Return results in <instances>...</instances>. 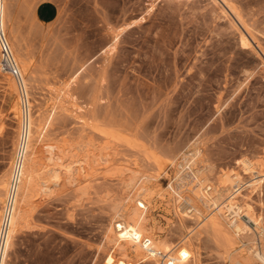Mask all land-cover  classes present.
<instances>
[{"label": "rangeland", "instance_id": "374dc122", "mask_svg": "<svg viewBox=\"0 0 264 264\" xmlns=\"http://www.w3.org/2000/svg\"><path fill=\"white\" fill-rule=\"evenodd\" d=\"M42 3L57 8L51 21L37 18ZM5 16L45 127L34 158L46 182L23 192L4 264H161L109 235L143 194L149 228L189 249L188 264H239L253 234L235 235L230 258L207 211L184 217L198 191H180L176 176L195 160L201 181L264 217V180L257 190L238 164H259L264 178V0H5ZM9 78L0 69V188L18 150ZM55 165H66L65 180L50 192Z\"/></svg>", "mask_w": 264, "mask_h": 264}, {"label": "bare ground", "instance_id": "6f19581e", "mask_svg": "<svg viewBox=\"0 0 264 264\" xmlns=\"http://www.w3.org/2000/svg\"><path fill=\"white\" fill-rule=\"evenodd\" d=\"M227 4L230 10L233 12V15H235V17L242 24H244L241 16L239 15L240 13L238 14L236 9L228 2ZM0 14H2L3 25L5 28L6 35H8L9 32L7 34L6 28L9 26L6 17L7 15L5 16V0H0ZM240 36H241L242 45L248 48L249 47L252 48L251 45L252 43H250L249 39L243 33H241ZM12 38L17 40L16 42H19L18 41L19 38L16 32H14ZM13 46H14V52L16 54L15 58L17 60L19 67L21 68L26 67L27 65L24 63V59L22 58L17 46L15 47L14 42H13ZM0 59H1V49H0ZM23 70L26 71L27 68H24ZM10 77L11 78H9L8 84L10 83L9 84L11 85L10 87L16 86L18 91V86L16 81L12 76ZM13 80L15 83L13 82ZM18 101H19V97H18ZM31 112H32V108H31ZM37 113L38 112L31 114L30 117L29 140L24 154V164L22 169L21 181L18 186V195L14 207V212L11 217L9 236L6 243V252L9 249L10 245L12 244L13 235L17 228V221L20 214V205H21V198L23 192L28 187L36 186V184H39L38 186H40L43 182L42 177H41L42 182H40L41 173L39 172V169L37 167L34 158V154H36L37 143L40 137L43 135L45 128L42 122V118L40 117L41 115L39 116L38 115L39 113L38 114ZM188 163L189 162L183 163L180 166L178 174L176 176V186L177 185H180V187L182 186V189H180V191H185L190 188L193 189L197 188L198 193H197V198H190L189 200L190 211L184 212L183 213L184 217L193 218L195 214H203L205 211H207V219H208L207 227L209 228V230L211 231L214 237L222 241V243L227 249V252H229L230 258L233 255L235 256L234 247L237 244V239H236L237 234H239L240 236L245 232L247 233V235L249 232L252 233L253 235L250 234V236L247 237H250L249 239H251L250 241L253 243L254 246L253 250L249 248L245 250L246 252L242 251L241 256L237 258V260L239 261L238 263L264 264V242L261 246V249H259L258 247H256L257 243L255 241L256 237L264 241L263 215L253 214L251 211L252 207L249 201L244 200L242 204H240L239 201L236 200V195L233 192L223 191L219 189L217 186H211L210 183L208 184L201 181L199 173L195 172L194 169L195 160L191 165H189L190 166L188 167L189 171L185 169ZM238 164L242 166V169L245 172V174L251 176L250 178L254 188H256L257 190H261L262 181L264 180V178L262 177V171L257 170V166H259V164L257 165L253 161L248 159L239 161ZM65 166L55 165V167L51 169L49 178L47 179L48 183H46L47 184L46 188H48L50 192H52L56 186L61 185V183L65 180L64 179ZM11 173L8 175L7 180L4 181L1 185L0 204L2 202L5 203L10 187ZM193 179L195 180V182H193V184L191 183L190 186V182H188V180L190 181ZM44 183L42 185H44ZM172 186L171 188L174 189L173 192L174 194L176 193L177 195L181 193L179 192L178 189L173 188ZM41 196L42 195H38L37 198ZM179 198L181 199V195H179ZM149 200L146 199L144 194L138 195L134 200H132L134 206L133 208H131V211H127V212L124 211L125 213L123 215L121 213V216L120 217L118 216L119 219H117L116 222L113 223L112 228L110 229L109 235L112 242L116 243L118 246H126L127 249H129L139 260L145 261L151 258V259H155L156 263L159 262L162 264L161 258L157 256L155 252L149 250L146 247L145 241L149 240L150 245L156 251H161L166 255V257H168V260L167 259L165 260V264H188L189 258L192 257V252L189 249H187L184 246L180 247L179 249H175V247H173L172 244H170L167 241V239H161V238L158 239L153 233V231L149 228L148 219H147V214L151 209V204ZM235 209L238 210V214L234 215L233 211ZM236 215H239V217L233 219ZM241 219H245V220H241ZM233 227L235 228V230ZM231 228H233L235 234H232ZM236 229L237 232L239 233H236ZM173 252H175V255L173 254ZM182 253H184V255H182Z\"/></svg>", "mask_w": 264, "mask_h": 264}, {"label": "built area", "instance_id": "2783aa9c", "mask_svg": "<svg viewBox=\"0 0 264 264\" xmlns=\"http://www.w3.org/2000/svg\"><path fill=\"white\" fill-rule=\"evenodd\" d=\"M0 49H1V64L0 69L3 73L9 74L14 78L18 86V97L20 112L18 116L19 134H18V150L14 157L12 166L11 180L9 191L2 209L0 219V264H4L6 243L9 236L11 217L14 212V207L18 195V186L22 177V169L24 164V154L29 140L30 133V117H31V94L28 83L21 71L14 52L12 50L9 38L6 35L0 14ZM146 247L155 252L161 258L162 264L168 257L161 251H156L150 241L146 240Z\"/></svg>", "mask_w": 264, "mask_h": 264}, {"label": "crops", "instance_id": "0c3cea01", "mask_svg": "<svg viewBox=\"0 0 264 264\" xmlns=\"http://www.w3.org/2000/svg\"><path fill=\"white\" fill-rule=\"evenodd\" d=\"M57 12L58 10L53 4L42 3L36 7L35 14L40 21L47 22L54 19L57 15Z\"/></svg>", "mask_w": 264, "mask_h": 264}, {"label": "snow or ice", "instance_id": "6c2138e0", "mask_svg": "<svg viewBox=\"0 0 264 264\" xmlns=\"http://www.w3.org/2000/svg\"><path fill=\"white\" fill-rule=\"evenodd\" d=\"M182 255H184V253H182Z\"/></svg>", "mask_w": 264, "mask_h": 264}]
</instances>
